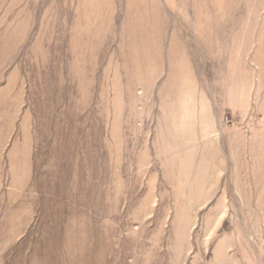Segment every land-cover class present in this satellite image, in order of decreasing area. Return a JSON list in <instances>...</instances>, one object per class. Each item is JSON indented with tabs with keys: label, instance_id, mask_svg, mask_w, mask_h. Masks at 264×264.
<instances>
[{
	"label": "rangeland",
	"instance_id": "1",
	"mask_svg": "<svg viewBox=\"0 0 264 264\" xmlns=\"http://www.w3.org/2000/svg\"><path fill=\"white\" fill-rule=\"evenodd\" d=\"M0 264H264V0H0Z\"/></svg>",
	"mask_w": 264,
	"mask_h": 264
}]
</instances>
